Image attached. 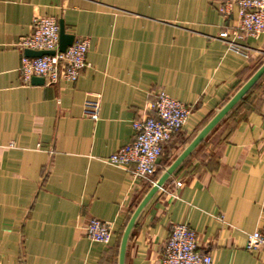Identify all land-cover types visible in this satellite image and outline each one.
<instances>
[{
  "label": "crops",
  "instance_id": "obj_1",
  "mask_svg": "<svg viewBox=\"0 0 264 264\" xmlns=\"http://www.w3.org/2000/svg\"><path fill=\"white\" fill-rule=\"evenodd\" d=\"M225 2L0 0V264H118L151 185L104 160L133 141V121L164 90L193 112L165 145L163 172L264 63V35L235 37L237 8L224 17ZM39 16L90 39L77 82L23 81L19 42ZM88 99L100 103L98 121ZM92 219L113 224L109 245L87 238ZM176 224L196 231L212 264H264L245 249L264 230V78L154 197L125 264H161Z\"/></svg>",
  "mask_w": 264,
  "mask_h": 264
},
{
  "label": "built area",
  "instance_id": "obj_2",
  "mask_svg": "<svg viewBox=\"0 0 264 264\" xmlns=\"http://www.w3.org/2000/svg\"><path fill=\"white\" fill-rule=\"evenodd\" d=\"M237 8L238 25L231 32L239 38L264 35V0H226L220 7L224 17L233 14ZM229 32L224 33L228 36ZM231 48L244 54V47L235 42ZM19 47L23 52L51 51L54 55L22 58L19 69L22 79L30 84L33 78L44 79L47 85L60 81L77 82L87 67L90 49L89 38L75 39L65 52H60V25L54 17L39 16L33 20L32 33L22 38ZM247 56V55H246ZM84 111L87 117L98 121L100 103L86 100ZM192 108L160 90L147 106V114L133 121V141L112 154L104 162L129 172L136 180H144L151 186L156 182L157 169L165 145L177 136L187 124ZM224 223L222 215L216 216ZM88 239L109 245L114 234L112 223L92 219L85 226ZM245 249L252 253H264V230L247 234ZM213 258L198 247V234L187 224H176L164 248L161 264H212Z\"/></svg>",
  "mask_w": 264,
  "mask_h": 264
},
{
  "label": "water",
  "instance_id": "obj_3",
  "mask_svg": "<svg viewBox=\"0 0 264 264\" xmlns=\"http://www.w3.org/2000/svg\"><path fill=\"white\" fill-rule=\"evenodd\" d=\"M60 25V52H65L75 41V36L66 32L64 22L61 20ZM51 51H33L26 50L27 57H43L45 55H54ZM264 77V63L261 67L247 80V82L220 108L215 116L197 133L193 140L185 147L179 156L160 174L156 182L151 186L143 200L140 202L129 220L123 233L118 264L126 263V253L131 234L136 227L140 217L152 202L154 197L161 189L171 180L175 173L184 165V163L193 155V153L207 140L212 132L225 120V118L243 101V99L257 86ZM42 78H33V85H43Z\"/></svg>",
  "mask_w": 264,
  "mask_h": 264
},
{
  "label": "trees",
  "instance_id": "obj_4",
  "mask_svg": "<svg viewBox=\"0 0 264 264\" xmlns=\"http://www.w3.org/2000/svg\"><path fill=\"white\" fill-rule=\"evenodd\" d=\"M264 78V77H263ZM160 163V162H159ZM162 172H158V170H157V174H156V177L158 178L159 176H160V174H161Z\"/></svg>",
  "mask_w": 264,
  "mask_h": 264
}]
</instances>
